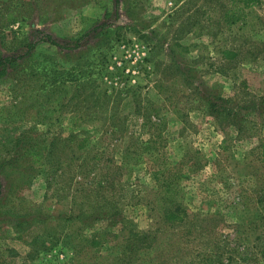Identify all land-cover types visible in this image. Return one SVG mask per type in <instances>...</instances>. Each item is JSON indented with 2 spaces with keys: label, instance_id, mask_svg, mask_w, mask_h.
<instances>
[{
  "label": "rangeland",
  "instance_id": "374dc122",
  "mask_svg": "<svg viewBox=\"0 0 264 264\" xmlns=\"http://www.w3.org/2000/svg\"><path fill=\"white\" fill-rule=\"evenodd\" d=\"M253 1L0 0V264H264Z\"/></svg>",
  "mask_w": 264,
  "mask_h": 264
},
{
  "label": "trees",
  "instance_id": "16d2710c",
  "mask_svg": "<svg viewBox=\"0 0 264 264\" xmlns=\"http://www.w3.org/2000/svg\"><path fill=\"white\" fill-rule=\"evenodd\" d=\"M235 6L233 7L234 9H229L225 12L224 14V21L228 25H234L238 22H240L244 16L245 10L249 7H251L254 4L253 0H231ZM120 0H115L116 6L118 7ZM32 37V36H31ZM85 37H80L79 39L76 40V43L74 47H79L80 43L82 42V39ZM42 42H48L53 45H57L59 47H65L61 43H59L56 39L51 34H45V37L40 38L39 41L33 42L29 41L26 44L27 47V54L32 53V51L37 47V44L42 43ZM223 56L224 58H233L235 57L229 50H224L223 51ZM18 56H4L0 57V67H5L6 65H14L19 61ZM60 100H61V95L55 99V101H51L50 103L53 104L51 106H54L55 108L60 105ZM48 110V108H46ZM221 112L222 110H217ZM49 113H53L52 108L49 110ZM228 115V114H227ZM28 157H31V160L33 162V165H38L41 166L44 160V154L42 153L41 150H29L28 151ZM157 164V163H156ZM164 173L161 168L158 169V171H155L153 175L155 177H159L160 180L162 179L161 174ZM167 182V181H166ZM0 194H1V184H0ZM179 204L177 203L174 208L167 209L165 211V218L167 221L171 223H176V222H181L187 217L186 211H184L182 208H179ZM104 234V233H100ZM100 235H98L96 238L94 237L91 241V243L96 246V247H102L107 239H103V237L100 238Z\"/></svg>",
  "mask_w": 264,
  "mask_h": 264
},
{
  "label": "crops",
  "instance_id": "0c3cea01",
  "mask_svg": "<svg viewBox=\"0 0 264 264\" xmlns=\"http://www.w3.org/2000/svg\"><path fill=\"white\" fill-rule=\"evenodd\" d=\"M234 56H235V54H234ZM236 57V56H235ZM235 57H233V58H228V59H234ZM225 59H227V58H225Z\"/></svg>",
  "mask_w": 264,
  "mask_h": 264
}]
</instances>
